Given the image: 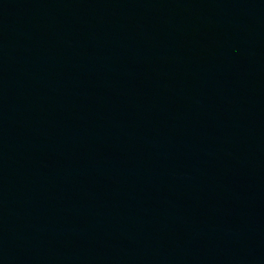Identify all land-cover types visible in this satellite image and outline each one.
Segmentation results:
<instances>
[{"label": "water", "instance_id": "95a60500", "mask_svg": "<svg viewBox=\"0 0 264 264\" xmlns=\"http://www.w3.org/2000/svg\"><path fill=\"white\" fill-rule=\"evenodd\" d=\"M0 264H264V0H0Z\"/></svg>", "mask_w": 264, "mask_h": 264}]
</instances>
